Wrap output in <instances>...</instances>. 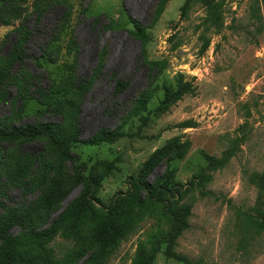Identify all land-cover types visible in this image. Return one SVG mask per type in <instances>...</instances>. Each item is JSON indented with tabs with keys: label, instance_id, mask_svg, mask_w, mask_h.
Returning <instances> with one entry per match:
<instances>
[{
	"label": "rangeland",
	"instance_id": "obj_1",
	"mask_svg": "<svg viewBox=\"0 0 264 264\" xmlns=\"http://www.w3.org/2000/svg\"><path fill=\"white\" fill-rule=\"evenodd\" d=\"M41 1L0 0L14 17L10 26L0 19V54L26 28L27 59L11 74L29 76L35 96L39 87H53V104L34 99L20 114L23 88L11 85L0 117L19 126H63L79 142L63 151L41 141L0 145V232L36 264H131L152 218L132 217L133 231L117 243L109 235L97 242L96 232L112 202L129 191L130 178L176 139L187 144L185 156L160 162L149 183L171 175L185 185L207 166L206 155L229 157L211 173L208 194L192 189L185 198L190 227L175 252L188 263L169 258L162 245L153 264H264V0H214L219 28L198 2L181 17L186 0H57L69 7L58 3L37 21ZM66 7L71 14L59 37ZM130 17L147 30L137 31ZM68 80L88 83L78 96L59 93ZM118 81L129 85L117 92ZM187 84L193 95L161 108L168 89ZM101 129L125 136L83 143ZM16 166L24 171L17 174ZM11 213L22 226L6 221ZM32 230L43 238L28 236Z\"/></svg>",
	"mask_w": 264,
	"mask_h": 264
},
{
	"label": "trees",
	"instance_id": "obj_2",
	"mask_svg": "<svg viewBox=\"0 0 264 264\" xmlns=\"http://www.w3.org/2000/svg\"><path fill=\"white\" fill-rule=\"evenodd\" d=\"M193 2H198L205 5L209 11L210 25L219 28L222 22V13L219 12L217 6L214 4V0H186L181 8V17H185L188 14V10ZM67 5L63 1L57 0H44L41 1L39 7L35 8V15L37 21L40 20L44 12L50 9V7L56 5ZM69 7V6H68ZM66 7V11L59 22L58 35L59 37L63 33L68 24L71 14L70 8ZM14 18V17H13ZM13 18L7 16L3 9L0 7V19L2 25L10 26ZM17 16L14 20L20 19ZM130 23L136 27V30L143 34L147 28L142 27L139 22L130 17ZM20 31V30H18ZM24 32V33H21ZM21 38L13 43L11 49L4 56L0 54V102L7 101L11 98L9 86L13 85L17 89L23 88L20 94L19 101L21 102L18 113H22V109L29 101L36 99L41 105H52V96L54 94L53 87L48 89L38 88V95L35 96L29 91L33 84L31 78L26 75H15L11 72L16 66H22L27 59L25 53L24 42L26 41V28H21ZM57 40V39H55ZM88 82L78 81L74 86L71 80L62 82V87L56 90L59 93L71 95L74 93L78 96L80 91L86 87ZM55 85V82H52ZM128 83L118 81L116 83V91L122 92L128 87ZM74 87L68 93L66 89ZM71 88V89H72ZM56 93V92H55ZM193 95L194 89L189 87V84L179 87L177 90L172 91L168 89L165 94L164 101L161 108L168 109L178 101H181L186 95ZM140 101L145 103L146 99L143 96ZM63 102H61L62 104ZM40 115V114H39ZM125 136L124 133H113L104 129L94 134L89 140L83 142L89 145H100L102 143H113ZM34 141H41L56 150H66L79 142L76 136L69 138L68 131L62 126L54 124H46L44 126L38 125H18L16 119L10 117H0V145H9L13 147L23 146L25 143H31ZM187 151V144H179L174 139L170 141L164 148L154 152L150 158L145 162L137 178H130L129 191L123 197L116 198L108 210H106L104 219L101 223L100 229L97 230V242L103 243L107 238L110 242L117 243L118 238L129 234L134 229L132 223V217L144 215V217H150L154 221L153 230L148 232L145 239L141 240L138 244V249L131 264H153L157 254L161 250L162 245H166L165 253L169 258H176L177 260L185 261L183 258L175 252L178 239L184 234L190 227V218L192 216V205L185 201L187 194L192 190H199L200 193L204 192L207 184L212 180V172H216L223 168L228 162L229 156H223V158H217L215 156L206 155L207 166L204 167L199 175L193 177V179L182 185L180 183H174L171 175H164L158 178L153 183L147 181V177L154 170V168L162 161L166 160L168 163L185 156ZM44 169L48 167L43 165ZM17 174L23 172V168L16 166ZM82 178V176H81ZM186 188V189H184ZM124 208V209H123ZM127 214V220L120 224V221L125 218ZM66 215V212L64 216ZM7 222H11L15 225H21V219L17 213H11L8 215ZM23 225V224H22ZM21 225V226H22ZM134 226V227H133ZM260 228H264V220L259 224ZM28 236L33 239L42 237L39 232L30 231ZM43 238V237H42ZM1 246H0V258L1 264H36V260L32 261L27 257L18 245L17 240L10 237L6 232H0ZM42 250V247H40ZM45 251V249L43 248ZM44 253V252H43ZM45 255V253H44ZM45 257V256H44ZM38 259L42 260L40 256ZM46 263H53L47 261ZM88 263V262H87ZM86 263V264H87Z\"/></svg>",
	"mask_w": 264,
	"mask_h": 264
}]
</instances>
